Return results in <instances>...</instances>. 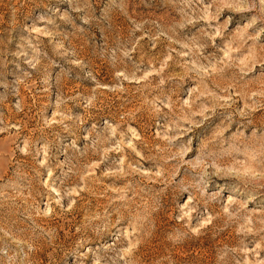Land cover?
Returning a JSON list of instances; mask_svg holds the SVG:
<instances>
[{
    "label": "rangeland",
    "instance_id": "1",
    "mask_svg": "<svg viewBox=\"0 0 264 264\" xmlns=\"http://www.w3.org/2000/svg\"><path fill=\"white\" fill-rule=\"evenodd\" d=\"M0 264H264V0H0Z\"/></svg>",
    "mask_w": 264,
    "mask_h": 264
},
{
    "label": "bare ground",
    "instance_id": "2",
    "mask_svg": "<svg viewBox=\"0 0 264 264\" xmlns=\"http://www.w3.org/2000/svg\"><path fill=\"white\" fill-rule=\"evenodd\" d=\"M187 200H188V199H187ZM230 201H231V198L228 197V198H227V202H230ZM188 202H189V201H187V203H188ZM187 203H186V204H187Z\"/></svg>",
    "mask_w": 264,
    "mask_h": 264
}]
</instances>
